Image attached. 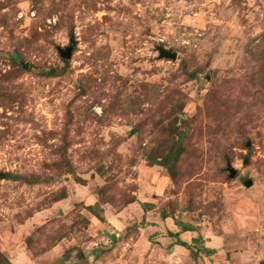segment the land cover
Here are the masks:
<instances>
[{"label": "rangeland", "instance_id": "rangeland-1", "mask_svg": "<svg viewBox=\"0 0 264 264\" xmlns=\"http://www.w3.org/2000/svg\"><path fill=\"white\" fill-rule=\"evenodd\" d=\"M0 173V264H257L264 0H0Z\"/></svg>", "mask_w": 264, "mask_h": 264}, {"label": "water", "instance_id": "water-1", "mask_svg": "<svg viewBox=\"0 0 264 264\" xmlns=\"http://www.w3.org/2000/svg\"><path fill=\"white\" fill-rule=\"evenodd\" d=\"M73 51V47H68L66 50H61V55L64 59H70L71 58V53ZM158 51L160 53V57L161 58H169L172 60H176L177 58V53L176 52H172L170 50H167L163 47H159ZM236 175V170H232L231 169V177H234ZM0 177L4 178L5 174L4 173H0ZM247 186L251 185V182L246 183Z\"/></svg>", "mask_w": 264, "mask_h": 264}, {"label": "trees", "instance_id": "trees-1", "mask_svg": "<svg viewBox=\"0 0 264 264\" xmlns=\"http://www.w3.org/2000/svg\"><path fill=\"white\" fill-rule=\"evenodd\" d=\"M162 166H164L165 168L168 169V166H167V165H164V164H163ZM9 176H10V177H13V178L15 177V176H12L11 174H10ZM27 181H29V180L27 179ZM180 225H181V227H182V229H183L184 231H191V230H193L192 226L185 225V224H182V223H181ZM173 235H175V236L177 237V240H176L175 244H177V245H182V246H185L186 248L190 249L189 244L186 243V242H184V241H182V240L178 237V233L173 234ZM206 251H207L208 253L213 252V250H211V249H209V248H206ZM259 264H264V258H262V259L260 260Z\"/></svg>", "mask_w": 264, "mask_h": 264}, {"label": "crops", "instance_id": "crops-1", "mask_svg": "<svg viewBox=\"0 0 264 264\" xmlns=\"http://www.w3.org/2000/svg\"><path fill=\"white\" fill-rule=\"evenodd\" d=\"M257 264H259V262Z\"/></svg>", "mask_w": 264, "mask_h": 264}]
</instances>
